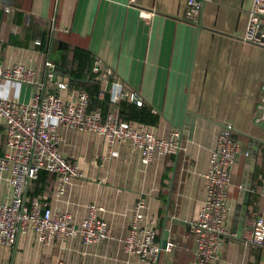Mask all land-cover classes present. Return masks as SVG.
<instances>
[{"label": "crops", "instance_id": "1", "mask_svg": "<svg viewBox=\"0 0 264 264\" xmlns=\"http://www.w3.org/2000/svg\"><path fill=\"white\" fill-rule=\"evenodd\" d=\"M187 0H0L2 61L34 66L44 93L74 102L81 85L99 67L98 99L115 82L140 101L142 126L158 138L180 134L175 154H141L121 142L111 145L92 132L58 127L57 149L77 164L82 176L61 185L55 175L37 176L24 195L47 204L53 213H68L79 224L91 206L112 237L84 244L79 237L38 243L32 232L12 246L0 245V264H132L124 252L133 208L144 201L143 225L152 227L161 246L155 264H189L194 241L191 223L206 197L205 175L218 135L225 129L240 144L227 192L226 234L216 264H264V243L249 246L243 233L256 217L264 221V128L253 122L264 84V48L243 41L254 0H204L198 21L184 19ZM141 11L151 12L148 19ZM45 42L41 49L40 45ZM51 61L52 80L45 62ZM62 83L65 89L56 90ZM35 87L3 82L0 95L30 102ZM86 91V90H85ZM125 100V99H124ZM118 107V106H117ZM97 111L102 109L98 108ZM119 110V109H118ZM103 111V110H102ZM123 118V117H122ZM0 121V157L4 154ZM254 155L253 171L246 167ZM250 189L240 196L243 187ZM62 192L59 193V189ZM0 188V201L10 202ZM246 204L245 227L238 235L239 213Z\"/></svg>", "mask_w": 264, "mask_h": 264}, {"label": "built area", "instance_id": "2", "mask_svg": "<svg viewBox=\"0 0 264 264\" xmlns=\"http://www.w3.org/2000/svg\"><path fill=\"white\" fill-rule=\"evenodd\" d=\"M204 0H187L184 19L197 22ZM151 12L141 11L144 19ZM243 41L264 48V0H254L248 13ZM0 45V84L15 82L35 87L30 102L0 95V121L4 123V154L0 157V188L6 185L10 190V202L0 201V245L12 246L17 237L27 232L34 234L38 243L63 241L79 237L84 244L111 238L106 223L98 216L99 208L91 206L88 215L76 224L68 213H53L41 200H29L24 195L27 184L35 180L40 171L54 174L61 185L81 177L77 164L66 159L57 149L56 129L65 127L81 132H92L104 137L107 143L118 141L141 154L143 164H148L154 154L171 155L179 149L180 134L173 130L167 138H158L144 127H134L123 119L117 103L127 97L140 104L134 95L124 91L115 82L110 93L113 108L105 115L100 111H88V94L79 90L74 102L65 101L56 93H44L36 80L34 66L27 62L2 61ZM46 78L52 80L54 67L45 62ZM96 79L99 67L94 66ZM56 90L65 89L62 83L55 84ZM253 122L264 128V84L261 85ZM240 144L229 128L217 137V143L210 154V166L205 175L206 197L197 219L191 223L194 241L189 264H216L222 237L227 233V192L231 184L232 169ZM61 187L59 193L62 192ZM144 201L136 202L124 240V252L141 262L132 264H155L160 245L152 227L143 225ZM243 242L260 247L264 243V221L256 217L249 222L243 233Z\"/></svg>", "mask_w": 264, "mask_h": 264}, {"label": "trees", "instance_id": "3", "mask_svg": "<svg viewBox=\"0 0 264 264\" xmlns=\"http://www.w3.org/2000/svg\"><path fill=\"white\" fill-rule=\"evenodd\" d=\"M41 49L44 48L45 46V42H42V44L40 45ZM81 87L83 89L86 90L87 94H88V106H87V110L88 111H92V110H96L98 108L102 109L100 112H104L106 111V106L108 105L107 103H109V98L108 95H104L102 101H100L98 99V97H100V93L101 91V83L93 76H91V78H89L86 82H84ZM118 109H119V113L121 115V117H123V119H128V120H137L140 121L139 118V114H141L143 107H136L134 105H132L128 100H120L117 103ZM1 155V154H0ZM45 174V175H54L50 172L47 171H40L38 173V176ZM30 200H33L35 198H33V196H30Z\"/></svg>", "mask_w": 264, "mask_h": 264}, {"label": "water", "instance_id": "4", "mask_svg": "<svg viewBox=\"0 0 264 264\" xmlns=\"http://www.w3.org/2000/svg\"><path fill=\"white\" fill-rule=\"evenodd\" d=\"M248 163L246 165V167L248 168V170L250 172L253 171V166H254V160H255V157L253 154H251V151L249 152V155H248ZM245 188L247 189V191L250 189V183H247L246 187L244 186L243 187V190L240 194V196L243 195L244 191H245ZM245 220H246V204L244 203L242 208H241V211L239 213V222H238V235H241V233L243 232L244 230V227H245ZM166 245H167V234L166 232L163 234V238L161 240V246H160V249H165L166 248Z\"/></svg>", "mask_w": 264, "mask_h": 264}]
</instances>
